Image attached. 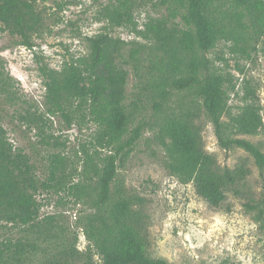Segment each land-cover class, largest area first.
Listing matches in <instances>:
<instances>
[{
  "label": "trees",
  "instance_id": "1",
  "mask_svg": "<svg viewBox=\"0 0 264 264\" xmlns=\"http://www.w3.org/2000/svg\"><path fill=\"white\" fill-rule=\"evenodd\" d=\"M94 1L100 2L98 19L113 28L133 23L135 10L144 3V0ZM151 1L167 11L155 30L165 53L163 63L170 73L172 89L157 88L161 100H154V110L158 113L173 93L177 96L176 106H170L171 114L161 117L159 129L167 166L182 181H193L196 192L212 206H220L228 191L239 193L247 171L242 167L221 166L216 155L205 149L203 126L199 122L205 113L222 148H242L253 157L264 188L262 144L243 136L256 134L263 124L256 104L257 92L245 81L244 103L236 116L225 121L230 91L236 85L229 76L211 67L205 55L220 36H232L247 44L252 32L263 31L264 0H228L222 18L216 17L213 0ZM35 2L0 0V22L12 33H20L19 43L28 47H34L33 33L43 23ZM87 40L89 53L82 62L66 63L61 70L44 64L40 70L46 86L47 112L61 115L69 125L86 118L95 123L96 148L81 147L80 166L69 155L55 152L48 178L40 180L27 157L22 153L9 154L10 144L0 126V212L28 223L39 214L36 199L39 188L61 190L72 195L75 204L84 205L78 221L88 245L85 250L79 249L75 234L47 264H98L96 257L102 264H169L149 254L145 200L127 189L119 172L146 123L135 124L138 104L133 103L132 110L127 105L128 70L118 60L125 57L126 62H139L144 46L136 40L127 42L108 30ZM128 44L131 47L126 58ZM241 49L250 56L244 46ZM248 207L259 208L257 217L264 216V199ZM54 220L55 216L50 215L46 224L53 227ZM32 226L39 228L40 224Z\"/></svg>",
  "mask_w": 264,
  "mask_h": 264
},
{
  "label": "rangeland",
  "instance_id": "2",
  "mask_svg": "<svg viewBox=\"0 0 264 264\" xmlns=\"http://www.w3.org/2000/svg\"><path fill=\"white\" fill-rule=\"evenodd\" d=\"M213 2L216 17L222 18L228 0ZM99 3L36 0L43 23L33 33L34 47L20 44L22 35L12 33L0 22V126L10 144L9 154L27 157L40 180L48 178L55 152L69 155L80 166L81 147L96 148L98 126L87 118L69 125L61 115L47 112L40 66L47 64L61 70L66 63L82 62L89 53L87 37L102 31L108 30L127 42L136 40L144 46L139 62H126L125 57L118 62L128 70L127 105L132 110L133 103L138 104L135 124H146L119 172L127 189L145 200L149 254L169 264H264V216L257 217L259 208L248 207L264 199L263 178L253 157L242 148H222L213 124L203 113L199 122L205 149L216 155L221 166L247 171L239 193L228 191L220 206H212L196 192L193 181H182L166 164L160 122L161 117L173 111L170 106H176L177 96L173 93L158 113L153 108L154 100H161L156 94L158 87L172 90L171 76L163 63L165 53L155 30L167 14L166 8L144 0L134 12L133 23L113 28L98 19ZM129 47L131 44L126 46V58ZM205 55L211 67L229 76L236 85L230 91L225 121L239 113L245 81L255 88L263 124L256 134L243 136L261 143L264 149V28L259 33L252 32L247 44L232 36H220ZM36 199L39 214L28 223L0 212V264H47L75 234L79 249H86L88 240L78 221L84 205L75 204V198L64 191L43 187ZM50 215L55 216L53 227L46 224ZM96 261L102 264L98 257Z\"/></svg>",
  "mask_w": 264,
  "mask_h": 264
}]
</instances>
